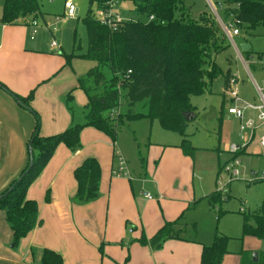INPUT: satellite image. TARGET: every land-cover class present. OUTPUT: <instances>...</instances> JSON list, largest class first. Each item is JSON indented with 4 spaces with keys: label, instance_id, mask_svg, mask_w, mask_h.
I'll use <instances>...</instances> for the list:
<instances>
[{
    "label": "rangeland",
    "instance_id": "374dc122",
    "mask_svg": "<svg viewBox=\"0 0 264 264\" xmlns=\"http://www.w3.org/2000/svg\"><path fill=\"white\" fill-rule=\"evenodd\" d=\"M39 2L42 15L39 14L37 19L39 30L35 39L31 38V26L24 29L26 25H15L17 37L25 39L28 48L37 47L42 49L43 54H53L65 60L59 51L67 54L74 51L77 31L78 41L82 45L77 53L85 54L88 34L82 19L90 7L96 10L91 0H75L77 13L74 16L66 14L65 0ZM4 3L5 0H0V17ZM185 4L194 17L208 12L215 18L225 35L226 46V49L215 55L216 63L224 73L230 70L232 77L237 79L234 86L239 89L243 101L261 104L257 85L264 90V67L261 62L264 59V26L248 32L242 29L234 22L231 13L239 4H230L229 0H185ZM119 11L130 19L125 23L149 21L134 0L123 1ZM223 23L232 25L231 28H239L240 34L230 37ZM54 40L60 42V49L51 46ZM244 43L251 45L249 53L243 51ZM72 65L71 69L63 64L61 71L70 70L78 79L95 62L76 57ZM127 93V89L121 90L120 113L125 115V121L119 128L118 141L128 160V172L130 169L132 177L127 174L122 178L111 176L112 146L108 147V144L112 145V140L106 133L87 127L81 133L79 148L92 157H98L108 148L102 157L101 196L84 212L87 222H90V217H98L104 225L108 222L110 231L114 232V236L110 234V241H106L103 246L107 252V264H202L200 243L213 244L217 233L228 236V250L240 264H261L264 240L253 236L243 237L242 231L244 215L258 213L264 200V180L251 181V171H264V151L257 144L235 153L230 151L231 144L240 143L239 123L228 112L232 100L225 86V77L219 76L208 85L204 94L191 98L196 107L195 118L190 121L186 133L195 149L194 157L186 154L181 147L183 137L177 132L165 130L158 120H128L130 114H147L149 104L145 100L131 106L127 103ZM87 99L84 91H76L75 112L79 123L84 122V115L88 111L85 108ZM248 114L255 117L256 112L249 110ZM259 138L260 133L255 139ZM62 145L74 152L64 143ZM236 158L240 159L237 166ZM235 169H238V175L232 174ZM44 171L32 185L38 188L39 194L46 195L47 190L53 188L54 183L51 186L49 184L56 178L57 171L55 168ZM215 191L221 193L223 203L211 202L210 195ZM53 193H56L55 187ZM148 193L152 200L147 198ZM241 207L245 208V212L240 211ZM104 210L110 212V218L106 219V213L105 219L99 217ZM68 215L69 219H56V227H69L80 236L79 229L84 226V222L74 221L70 209ZM167 222H176V229L180 230L182 239H169L160 249H153L150 238ZM113 237L115 240H112ZM255 253L258 258L256 261ZM61 255L65 256L62 252Z\"/></svg>",
    "mask_w": 264,
    "mask_h": 264
},
{
    "label": "trees",
    "instance_id": "16d2710c",
    "mask_svg": "<svg viewBox=\"0 0 264 264\" xmlns=\"http://www.w3.org/2000/svg\"><path fill=\"white\" fill-rule=\"evenodd\" d=\"M95 5L96 0H91ZM148 22H127L118 30L102 24L90 7L82 19L87 29L88 47L85 54H78L82 48L75 32L74 51H62L66 65L71 66L76 57L95 62L86 74L78 79V88L83 90L88 102L84 122L79 123L75 112L73 90L65 94L64 102L72 115V123L64 131L44 136L41 134V117L32 107L35 88L27 95L13 94L19 103L32 110L36 117L35 129L29 140V162L20 176L0 194V210H4L6 220L13 232V245L26 237L39 223V204L28 197V189L51 160L57 147L64 143L76 151L81 146V133L85 127H94L106 133L112 141L118 138L119 128L124 124V114L111 116L114 109L121 106V90L127 89V103L131 106L147 100V114H130L128 120L148 118L158 120L168 131L179 133L181 147L186 154L194 157V147L188 139L186 129L190 123L186 114L195 112L192 96L202 95L209 84L219 76L225 77L228 90L232 73H224L216 63L215 55L226 49L225 35L215 18L208 12L194 17L185 0H134ZM239 7L231 10L234 22L242 29H256L264 26V0H229ZM41 12L39 0H5L0 24L28 25L37 20ZM30 18V19H29ZM29 19V20H27ZM245 51V53H249ZM263 55V54H262ZM0 86L10 88L3 83ZM31 151L33 164L30 165ZM77 181L75 201L89 203L100 195L102 167L96 157L88 156L74 171ZM10 188L12 190L10 191ZM221 193L210 195L212 203H223ZM243 237L253 236L264 240V200L256 214H245ZM169 239H181L176 222H167L150 238V245L160 248ZM146 242V240H143ZM148 242V241H147ZM229 238L216 234L211 245H203L204 264H221L228 250ZM264 263V255L261 264ZM41 264H64L63 256L51 249L43 251Z\"/></svg>",
    "mask_w": 264,
    "mask_h": 264
},
{
    "label": "crops",
    "instance_id": "0c3cea01",
    "mask_svg": "<svg viewBox=\"0 0 264 264\" xmlns=\"http://www.w3.org/2000/svg\"><path fill=\"white\" fill-rule=\"evenodd\" d=\"M0 25L2 26L0 29V83L6 84L11 90L10 93L0 86L1 194L14 179L20 176L23 169L28 165V145L36 125V117L33 111L23 107L13 94L25 96L35 88L32 107L41 117V134L44 136L57 134L64 131L72 123V115L65 105L63 96L73 90L76 99V91H83L78 88V79L83 75H80L77 79L70 73V70L63 73L61 70L63 64L67 66L66 59L61 60L60 57L56 58L53 54H43L42 49H36L37 47L28 48V42L22 37H17L15 25ZM30 26L29 23L24 29H29ZM18 27H20L19 29L22 28V26ZM32 39H35V37ZM54 41L57 45L53 46L51 43V46L60 49V42ZM51 50L53 51V49ZM59 53L61 54L62 51H59ZM241 56L243 57L242 53ZM69 67L72 69L73 65L71 64ZM114 112L120 113L121 108L114 109ZM86 129L87 127L83 129L82 133ZM103 143L105 145L103 146L104 150H106L105 140ZM111 146V176L122 178L123 175L117 176L114 174L117 165L115 150H121L118 138L115 142L112 141V145L108 144V147ZM107 151L108 148L103 154L100 153L96 157L102 167V178L104 168L102 157ZM86 157L88 155L84 150L78 149L72 152L62 144L59 145L44 168L45 171L43 170L44 173L50 168H55L57 171L56 178L49 184L51 186L54 183L53 188L50 187L47 193L45 192L46 195L39 194L38 188H35L34 184L28 189V197L39 203L40 221L31 233L19 241L17 246L12 245L13 232L7 223L5 211L0 210V264H41L42 254L46 248L60 254L62 252L65 255L63 256L64 264H107V252L106 249H103V246L106 241H110V234L114 236V232L110 231L108 222L104 225L98 220V217H90V222H87L84 212L86 207L92 204L93 201L89 203L75 201L77 181L74 171ZM127 176L132 177L130 169ZM54 187L55 194L53 193ZM49 190L52 192L51 194H49ZM69 209L73 213L74 221L84 222V226L79 229L80 236L69 227L59 229L55 225L56 219H69V215L66 216ZM105 213L106 219L110 218L108 216L110 212L106 210L102 211L99 217L105 219ZM112 240H115V237ZM200 245L202 251L205 244L200 243ZM221 264L240 263L229 251L224 256Z\"/></svg>",
    "mask_w": 264,
    "mask_h": 264
},
{
    "label": "built area",
    "instance_id": "2783aa9c",
    "mask_svg": "<svg viewBox=\"0 0 264 264\" xmlns=\"http://www.w3.org/2000/svg\"><path fill=\"white\" fill-rule=\"evenodd\" d=\"M125 0H96L94 11L95 17L104 25L108 26L112 30H118L122 25L125 24V21H129L130 19L125 18L120 11H118V6ZM65 8H66V14L68 16H74L77 13L75 0H66L65 1ZM155 17L152 15L149 20H154ZM31 38H34L39 30V22L38 20L31 21ZM232 25H228L223 23L224 30L228 33L230 37L233 35L240 34L239 28H231ZM52 45L55 46L57 43L55 41L52 42ZM239 55L241 56V53L239 52ZM241 58H243L241 56ZM262 65L264 67V59L261 61ZM237 79L232 77L230 80V87L228 89V93L231 96L232 105L229 107L228 112L233 115L238 123H239V138L240 143L239 144H231L230 145V151L232 153H235L241 149L247 148L249 145L257 144L263 151H264V90L261 89L258 85V92L260 94V98L262 100L261 104H250L240 97L239 95V89L235 87ZM249 110H253L256 112L255 117L248 114ZM117 115L114 110L111 113V116ZM260 133V138L255 139L257 134ZM115 157L117 159V165L114 170V174L117 176L121 175H129L128 169H127V159L121 152V150L116 149L115 150ZM235 165L237 166L240 164V159H235ZM234 175H238L239 171L238 169H235L234 172H232ZM252 180H264V171L261 170H253L251 171ZM149 199L152 198V196L148 193L146 195ZM241 212H245V208L241 207Z\"/></svg>",
    "mask_w": 264,
    "mask_h": 264
},
{
    "label": "water",
    "instance_id": "95a60500",
    "mask_svg": "<svg viewBox=\"0 0 264 264\" xmlns=\"http://www.w3.org/2000/svg\"><path fill=\"white\" fill-rule=\"evenodd\" d=\"M251 48V45L249 43H245L242 45V49L243 51H249ZM186 118L188 121H191L195 118V112H189L186 114ZM30 149L32 148V144L30 143L29 145ZM33 161H34V158H33V154H32V151H31V155H30V165L33 164ZM12 190V188H10V191ZM258 258H257V254L255 253L254 254V260L256 261Z\"/></svg>",
    "mask_w": 264,
    "mask_h": 264
}]
</instances>
